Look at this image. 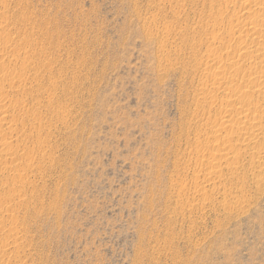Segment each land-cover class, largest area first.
Wrapping results in <instances>:
<instances>
[{"label":"rangeland","instance_id":"obj_1","mask_svg":"<svg viewBox=\"0 0 264 264\" xmlns=\"http://www.w3.org/2000/svg\"><path fill=\"white\" fill-rule=\"evenodd\" d=\"M251 1L0 0L4 264H264V187L199 171Z\"/></svg>","mask_w":264,"mask_h":264},{"label":"bare ground","instance_id":"obj_2","mask_svg":"<svg viewBox=\"0 0 264 264\" xmlns=\"http://www.w3.org/2000/svg\"><path fill=\"white\" fill-rule=\"evenodd\" d=\"M256 1L257 3H254V2L252 3L251 1L252 4L251 3L247 4L246 10L254 9L253 10L254 12L251 15H249L248 18L250 20H246L247 23L246 21H243V23L244 22L245 23L242 25V29L238 25H235V26L233 25L235 28L237 27L240 28L239 31L235 30L236 31L235 33H237L236 38L241 41V44H242V41L252 38V39H249V41L251 40L253 42L252 45L253 44L254 45L253 46L245 45L244 47L239 46L240 48L238 51V55L236 54V56L240 60H234L235 57H233V59L228 61V65L230 62V67L233 68L234 66H238L239 65L238 61H241V59L243 60L244 57H246L247 60L249 59L248 57H250V60H251L250 64L253 66V68H251L252 71L249 72L250 70L249 69L248 70L249 73H244L242 72V70L241 71L238 70L241 67V65H239L240 67L236 70L239 72L238 73L235 72L237 74H229V75L227 74L228 76L225 74L226 77L225 75L223 77H220L217 82H215L217 78L216 80H214L215 76L217 75L216 73H214L216 75H213L212 73H208L209 71L206 72L208 73L209 77H211V79L213 78V82H212L213 84H216V86L218 84L222 86L223 88L227 87L228 93L226 92L225 89H224L225 91L223 90L224 93L226 92V94H223L225 95L224 97L221 96L224 99L223 101H221L223 103V105L221 103V105L223 106L222 108L223 110L220 113L221 116H219V118L217 117V119L215 120V123L213 125L214 129H212V131L209 133L210 135L212 134L214 139L216 138L215 140L216 142L213 141L216 144L214 143L215 145L211 146L212 143L208 140L209 143H211L210 144L211 147L209 146V144H207L208 146L206 148L203 147L204 149L203 151L200 150L202 151V154L201 155L199 154L201 156V160H200L201 164L199 161V165H201V168L199 169V171L201 170L202 172L201 175L202 174L205 175L204 177L207 176V180L208 178H211V176H213L216 179L219 178L220 179L219 181L222 180L223 182V178H222L223 176L221 175V173H223L222 170L225 168L231 171V173L230 172L229 173L232 176H229L230 177L229 180L231 179L232 181L235 179L239 181L241 180L240 182L241 190L242 188L245 189V186H246L245 184L247 182L245 183L243 181L245 179L248 180L246 177L249 178L248 181H250L251 185L258 186L259 188L264 187V0H256ZM255 6L256 8H254ZM218 14L219 12L217 11V15ZM240 17L239 15L234 17L236 24L243 20V18L241 17L242 18L241 19ZM241 24L242 22H240V25ZM235 33L233 34L235 35ZM251 41L249 42L250 44H251ZM6 47L7 46H4L5 50H7ZM209 51L210 50L206 52H209ZM210 57H212V62L213 61L217 63L219 62V60L216 61V57L218 56L215 57V56L210 55ZM210 61H211V58H210ZM215 62L213 64H215ZM1 64L2 63L0 62V65ZM219 64H217V66ZM222 65H224V68H225V63ZM251 65L249 66V68L251 67ZM219 67L220 66H218V69L222 68L223 66H221L220 68ZM3 70L4 68L1 67L0 68V87L4 88V85H5L4 82L5 81L8 82V79H9L8 77L10 76L11 72L8 73V72H4ZM240 72L243 74H239ZM20 87L21 86H18L17 88L18 91H14V92H19ZM219 89L222 90V88L220 87ZM4 97L5 96H0V118L5 117L4 114L6 113V111L3 112L1 109V106H3L4 102L8 100L7 99L8 97H5V99ZM222 131L225 132V136H222L224 137L223 140L218 139V137H216ZM201 144L203 145V143L201 142L198 146H201ZM198 149H200V147ZM9 153L11 154V152ZM14 153L15 152H13L12 154ZM4 158H7V157H5L1 152L0 161H2ZM241 170L243 171V174H241L242 176L239 174L241 173ZM244 174L247 175V176L245 175V179L243 178ZM197 175L198 174H196V177ZM201 175H199L198 178ZM13 176H15V174ZM13 178H16V177H13ZM201 189L199 191H201ZM9 190L10 188H6V190L3 189L0 191V206L5 201L10 199L8 196L5 195L6 193H8ZM10 201L12 200L10 199ZM9 216H10L9 213L4 214V211H2L0 208V233L7 231L3 222L4 220L5 221L8 220ZM11 229L12 228H10V230ZM5 254L6 253L4 250L3 251L0 250V255H1L0 263L1 264L2 263L4 264L2 260L5 259ZM2 256L4 257L3 259H2ZM6 264H9V263L6 262Z\"/></svg>","mask_w":264,"mask_h":264}]
</instances>
